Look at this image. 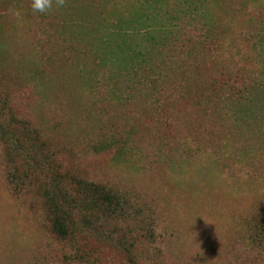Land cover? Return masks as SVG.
<instances>
[{
	"label": "trees",
	"instance_id": "16d2710c",
	"mask_svg": "<svg viewBox=\"0 0 264 264\" xmlns=\"http://www.w3.org/2000/svg\"><path fill=\"white\" fill-rule=\"evenodd\" d=\"M248 1L231 0L224 11L227 18L210 20L197 12L200 9L193 1L191 10L180 0H144L148 7L138 0L133 9L127 7L126 0H101V8L106 10L103 17L98 16L101 23L79 26L91 39L100 41L97 51L91 48L99 69L83 60L78 64L77 83H84L86 86L80 85L83 92L92 94L97 87L88 74L104 71L107 90L101 95L110 103L128 106L138 99L133 104L137 110L150 109L157 115L160 140L168 143L172 138L187 154L194 150L202 153L194 140L206 139L222 156L229 157L233 148L248 155L244 176L261 188L264 167H257L263 165L264 154L258 159L255 151L239 150L235 138H259L255 140L264 148V14L248 10ZM200 3L219 10L224 0L215 5L209 0ZM8 5L23 13L22 18L35 14L42 23L59 8L53 2L46 13H33L30 0H0L1 11V6ZM238 15L246 22L231 32L229 23ZM12 85L0 50V163L12 191L25 196L32 207L40 204L53 237L63 249H73L65 261L90 263L91 254L83 247L94 241L119 250L128 264L148 263L147 248L155 240L156 228L144 227L139 229L141 234L129 235L119 227L133 216L142 218L144 211L113 185L79 174L60 161L66 155L73 156V148L66 153L53 144L56 123L46 124L42 116L34 122L23 110L27 109L24 102L27 106L33 98L39 100L37 92L29 88L12 92ZM183 109L187 110L188 129L186 135L179 136L176 122ZM195 114L207 117L214 125L193 126L190 121ZM231 120L234 127L227 123ZM99 133L81 136V154L113 152V160L119 161L133 152L129 146L135 137L133 125L108 135ZM257 151L264 153V149ZM257 162L261 165L255 166ZM255 217L242 219L238 240L254 257H264V216Z\"/></svg>",
	"mask_w": 264,
	"mask_h": 264
},
{
	"label": "rangeland",
	"instance_id": "374dc122",
	"mask_svg": "<svg viewBox=\"0 0 264 264\" xmlns=\"http://www.w3.org/2000/svg\"><path fill=\"white\" fill-rule=\"evenodd\" d=\"M100 1L65 0L58 12L43 23L35 14L22 18L23 13L15 16L9 5L1 6L4 11L0 10V50L6 75L13 82L12 92L29 88L39 97L27 106L24 102L27 109L23 110L29 112L34 122L42 116L46 124H57L53 144L66 153L71 147L74 151L73 156L66 155L60 161L79 174L113 185L144 211L142 218L133 216L119 223L123 233L129 235L141 234L139 229L144 227L156 228L155 240L147 248L151 260L144 264H264L263 256L254 257L238 240L242 219L264 216V185L259 188V183L244 176L248 155L233 148L229 157L222 156L217 149L210 148L206 139L194 140L202 153L194 150L187 154L172 138L168 143L160 140L157 115L150 109L137 110L133 104L138 99L128 106L115 105L101 95V91L107 90L104 71L93 70L88 74V78H93L91 84L97 87L92 94L83 92L80 85L86 86L84 83H77L78 64L83 60L90 65L95 63L93 68L99 69L91 48L97 51L100 41L91 39L79 26L101 23L98 16L103 17L106 10L101 8ZM126 1L127 7L133 9L138 0ZM192 1L200 9L197 12L204 13L207 19L228 17L224 11L229 9L231 0H224L219 10L200 6V0ZM192 1L180 0L182 6L188 5L191 10ZM141 2L148 7L144 0ZM248 3V10L264 14L263 0ZM244 22L245 18L235 16L229 23L231 32ZM22 97L30 98L24 94ZM181 113L176 135L184 136L189 120L186 109ZM190 123L203 128L214 125L199 114ZM227 123L235 126L232 120ZM130 125L135 133L129 145L131 155L115 161L113 152L81 154V136L95 137L99 132L108 135ZM235 138L239 150L255 151L258 159L263 157L264 153H257L264 149L255 140L259 138ZM262 167L264 162L257 168ZM260 172L258 169L257 173ZM12 190L0 163V264H128L119 250L94 241L83 247L91 254L90 263L65 261L73 249L67 246L63 249L53 237L40 204L38 208L32 207L25 196L19 197Z\"/></svg>",
	"mask_w": 264,
	"mask_h": 264
},
{
	"label": "clouds",
	"instance_id": "9594fccd",
	"mask_svg": "<svg viewBox=\"0 0 264 264\" xmlns=\"http://www.w3.org/2000/svg\"><path fill=\"white\" fill-rule=\"evenodd\" d=\"M53 2L57 7H62L65 0H30V8L33 13L44 14L52 8ZM15 16H19V11L13 10Z\"/></svg>",
	"mask_w": 264,
	"mask_h": 264
}]
</instances>
